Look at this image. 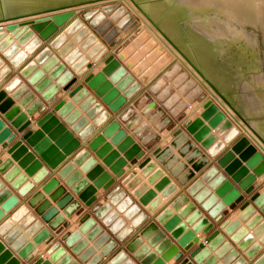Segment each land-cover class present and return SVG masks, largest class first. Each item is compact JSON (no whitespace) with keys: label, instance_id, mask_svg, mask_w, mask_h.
Instances as JSON below:
<instances>
[{"label":"water","instance_id":"95a60500","mask_svg":"<svg viewBox=\"0 0 264 264\" xmlns=\"http://www.w3.org/2000/svg\"><path fill=\"white\" fill-rule=\"evenodd\" d=\"M105 0H93L81 2L72 5H60L51 8H44L34 12L16 15L0 19V23L13 22L23 18H29L44 14H50L58 11L68 10L82 5H89ZM109 4L102 5L98 8H89L80 13V19L76 18L64 29V33L56 34L58 29L67 23L74 15V12H64L55 14L50 17L37 19L35 21L22 22L20 24H9L6 31L0 32V54L10 62L14 67H18L25 59L26 52L30 54L41 46V40L47 41L56 34L54 40L50 43V47L64 59V62L71 69L82 77L87 69L91 67L88 59H92L94 63L99 61L107 50L104 45L99 42L95 36H99L102 41L113 47L120 41V31L127 34L134 25L133 17L119 3L113 1ZM85 22L87 26H84ZM87 27L93 31L91 33ZM10 34L8 36L7 34ZM35 33L39 38H34ZM67 36H71L72 41L78 44V49H74L73 45L67 43ZM16 40V44L13 43ZM20 45H25L24 52L19 51ZM81 52L85 53V57L81 56ZM104 68L100 74L95 76L88 75L84 78V84L94 94L101 99L102 103L108 107L112 113H117L125 104L126 97H131L139 89V84L134 81L126 69L113 57L108 56L104 61ZM40 69L37 70V67ZM47 73V78L44 77ZM10 74V70L4 65L0 59V82ZM20 76L26 79V82L33 87L34 91L41 95V98L52 104L58 96L57 89L61 88L67 91L76 79L72 73L65 69L59 63L58 59L52 56L48 48H43L38 54L28 62L21 70ZM105 77L108 80L105 81ZM53 80L54 85H51ZM115 85L114 88L112 86ZM174 90L177 92L175 93ZM124 92L119 96V92ZM148 91L155 96L156 100L162 104V107L169 112L173 118H178L189 108L196 100H198L204 91L194 82L192 78L177 63L172 64L161 78L153 82ZM6 93H11V98L6 97ZM67 97L72 103H81L79 109L86 113V117L95 119L94 124L100 125L109 118L107 112L102 111V107L95 103L94 98L90 97L82 84L75 86L67 93ZM183 97V100H181ZM18 105H13L11 99H20ZM72 103L58 102L53 110L63 119L64 123L71 127V130L82 140H85L91 133L92 127L87 125L85 118H82L78 111H75ZM137 107H143L142 114L147 116L148 122H158L155 129L159 132L165 128H169L171 121L164 116V111L157 108L154 101H150L149 97L144 94L136 102ZM26 110L21 113L20 108ZM203 112L192 121H185L182 127L186 134L199 144V147L206 151L209 157L215 158L220 151L224 149V144H231L228 151L216 158V165L223 170L219 173L216 167H209L205 170L190 186L186 188V193L193 201L204 211L208 217L215 223H219L223 219L224 205H238L244 195L251 194L255 188L256 177L264 174V155L252 145L249 140L240 136L239 130L228 120L225 114L219 110L210 100L203 104ZM36 111L39 114L45 111V107L35 99L34 95L28 92V89L21 85L18 78H12L0 91V145H11L7 153L10 158L0 161V175L3 180L10 183V187L17 191V195L21 198L25 197L29 191L33 189V185L25 183V178L19 175L16 168H13L12 161H18V167H27L26 174L33 175L32 182L39 184L47 175L46 169L42 168L41 163L35 160L36 154L50 169H55L65 156L70 155L79 147V142L73 139L72 135L66 131L62 124L52 115L46 113L37 121L39 130H27L30 126L28 116H32ZM134 111L127 108L120 114V120L126 124V127L133 131V135L140 139L143 146H151L152 142H157L159 138L154 132L148 131V125L141 123L138 116H133ZM213 130V133H211ZM46 135V136H45ZM173 141L163 150L156 149L152 153L156 160L162 164L173 177L178 176L183 170V164L176 165L177 155L188 153L187 160L199 159L196 165L201 168L208 163V160L201 157L198 149L194 148L191 141L180 130L173 133ZM217 137H221L218 142ZM239 137V138H238ZM110 138L108 144L104 139ZM238 138V139H237ZM237 139V140H235ZM32 149L28 152L25 144ZM54 141L52 145L51 142ZM116 146L113 151L111 146ZM181 147L171 156L172 150ZM88 149L95 153L98 159L109 168L111 174L116 178H120L124 174V167L131 169L134 161L143 156L140 147L126 136L124 130L120 129L117 122H111L103 130L101 136H96L88 143ZM60 151V152H58ZM119 153H124L119 158ZM234 155H238L235 160ZM135 159V160H134ZM244 163V166H241ZM78 166L79 172H75ZM199 168L197 171H199ZM141 169L140 175L146 176L152 173L147 179V183L154 185L155 181L159 182L153 187V190H147L146 186L139 184L140 179L132 175H128L121 180V184L126 190L132 191L131 195L138 198V203L146 207V211L153 213L160 205L159 200H154L155 192L163 189V196L167 197L176 191V188L170 184L167 177H163L161 170L146 158L139 165ZM251 171V174H249ZM87 174L86 179L92 181V185L88 186L86 180H83L81 174ZM230 177L236 187L241 190L240 194L231 182L226 180V176ZM58 176L64 180L65 185L71 189L78 199L90 208L91 214H86L80 220V225L76 232L69 234L62 239L64 246L71 249L72 253L79 256L82 263L98 264L100 260L96 258L90 259L92 250L87 249V240H96L94 246L104 247L103 253H108L115 249L116 243L110 240L109 233L114 240L120 244L125 243L132 229H139L148 220V216L140 211V208L133 204L131 198L127 197L120 186H111L114 184L107 173L96 165L95 161L89 158L86 151L80 150L75 156L66 163L59 171ZM188 173L180 176L178 181L184 185L188 180ZM203 183H207L208 187L204 188ZM102 189L106 192V202L101 205H93L96 201L95 193ZM213 190L214 195L210 191ZM43 193L50 194L49 199L56 202V208L64 210L65 216H70L78 209V204L72 201L70 193H66L65 188L58 187L56 180H49L42 187ZM217 198H221V204H218ZM28 205L35 209L37 215L41 216V220L48 225V228L55 231L59 226L67 227L68 223L57 214L56 209L51 208L49 202L43 201L42 195L37 193L28 199ZM19 199L12 196L8 189L4 188V184L0 182V264H21L12 254L21 260H26L29 255L36 256V251L32 244L27 242L28 237H34L33 243L39 245L43 241L48 243L51 240L49 232L43 229L40 222L36 221L32 215L27 212L23 206H18ZM93 205V206H92ZM175 207L184 206L181 215L187 214L188 218L185 224L196 223L192 232L208 233L213 224L208 221L194 205L187 201L186 197L180 196L174 203ZM241 213L236 220L223 221L220 224V230L230 237V241L237 245V248L246 252L245 256L249 259L253 258L260 250L259 246H250L252 238L246 237V228L257 229L253 232V236L264 235V192L262 194H252L248 202H244L240 207ZM256 211H259L258 213ZM5 217V215H7ZM179 215L173 216L169 209H164L154 217V222H149L140 231L138 237L126 242L125 250L129 252L138 264H164L171 258L178 261L182 258L183 253L179 248L172 244L165 237V234L158 230L156 223L162 226V229L169 236L176 240V244L187 252L194 243L198 242L190 232H187L186 226L180 224ZM245 229L240 228V223H246ZM128 222V226H126ZM17 223V227H14ZM103 228L107 232H103ZM25 233L22 236L21 230ZM86 240L81 239L82 234H86ZM146 239L144 245L142 240ZM207 248H196L190 253V259L195 264H213L212 258H209V250L219 247L217 256H225L224 262H234L235 264H244L238 258L235 251L231 250L228 243L224 242L223 237L218 231L212 232L206 239ZM264 244V236L260 240ZM9 246V249L6 248ZM154 247L150 252L149 248ZM49 261L62 259L60 264H71L70 256H65L63 248H59V244H53L48 252ZM160 255V259H157ZM90 259V260H89ZM188 259L181 260L180 264H193ZM34 264H49L41 259L36 260ZM109 264H133L131 260H127L124 252L117 253ZM254 264H264V254H262Z\"/></svg>","mask_w":264,"mask_h":264},{"label":"crops","instance_id":"0c3cea01","mask_svg":"<svg viewBox=\"0 0 264 264\" xmlns=\"http://www.w3.org/2000/svg\"><path fill=\"white\" fill-rule=\"evenodd\" d=\"M78 15V13H77ZM76 15V16H77ZM75 19V17L73 19H71L68 23H65V25L63 26V28H59L57 31L56 34H60L62 33V31L68 26L69 23H71L73 20ZM85 23V22H84ZM85 25L87 26V24L85 23ZM1 27V26H0ZM90 28V27H88ZM91 32L92 29L90 28ZM54 34L52 37H50L47 41H43L41 40V46L36 49L33 53H29V52H26V59L18 66V67H14L10 64V62H8L7 60H5L3 57H2V54H0V59L4 62V65L10 70V74L5 78L3 79L1 82H0V91H3L4 90V87L6 86V84L12 79V78H18L21 82V85H24L27 89H28V92L32 93L35 97L36 100H38L42 106L45 107V111L41 114H39L38 111H36L32 116H28V120L30 122V126L28 127L27 130L31 129V130H34V131H37L39 130V128L37 127V121L42 117L44 116L46 113H52V115L58 120L59 124H62L66 131L69 132L73 139H76L78 142H79V147L74 150L70 155L68 156H65L64 157V160L62 162L59 163V165L55 168V169H50L41 159H39V157L34 154L32 152V149L27 146L23 141L22 143L25 144L26 148L28 149V152H31L35 155V160H38L41 165H42V168L46 169L47 172H48V175L39 183V184H36L34 182H32V178H33V175H28L26 174V170H27V167H18V161H12V166L13 168H16L19 172V175H22L24 176L25 178V183L24 184H32L33 185V189L31 191H29L27 193V195L23 198L19 197L17 195V191L12 189L10 187V183L6 182L3 180L2 176L0 175V182H2L4 184V188L5 189H8L10 191V193L12 194V196H16L18 199H19V204L13 209L15 210L18 206H23L27 209V212L32 215L34 217V219L38 222H40L43 226V229L47 230L51 236V240L46 243L45 241H43L42 243H40L39 245L33 243V239L34 237H28L26 240L28 243L32 244L34 249L36 251H38V254L36 256H33V255H29V257L26 259V260H21L19 259V257L16 255V253L12 252L13 256L21 263V264H34L36 262V260L38 259H41L43 262H48L49 264H60L62 259H56L54 261H49V258H50V255L47 254L49 248L53 245V244H59V248H63L64 251H65V256H70V260H71V264H85V263H82L79 259V256H76L72 253L71 249L67 248L66 246H64L63 244V241L62 239L66 236H68L69 234L73 233V232H76L79 225H80V220L83 218V216H85L86 214H91L90 213V208H87L79 199L78 197L72 193L71 189H69L65 183H64V180L61 179L59 176H58V171L68 162H70V160L75 156V154L80 151V150H84L88 153L89 155V158L93 159L96 163L97 166H99L100 168H102L103 172L104 173H107L112 179H114V184L111 186V188H113L114 186H120L121 190H123L126 194L127 197L131 198V200L133 201V204H136L139 208H140V211L141 212H144L147 216H148V220L145 224H143L139 229H132V233L129 235L128 239L126 240V242L132 240L134 237H138L139 236V233L141 231V229L146 225L148 224L149 222H154V217L156 215H158L160 212H162L164 209H169L170 212H171V215L173 216H177L179 215V222L180 224L186 226V230L187 232H190L192 234V236L194 238H197L198 239V242L197 243H194L191 247V249L187 252L183 251L182 248H180L177 244H176V240H173L168 233H166L163 229H162V226L159 225L158 223H156L157 227H158V230H161L164 234H165V237L168 238L172 244L176 245L179 250L183 253V256L180 260L178 261H174L173 258H171L168 262H164V264H180L181 260L183 259H188L189 261L192 262V259H190V253L195 250L196 248H207V245H208V242L206 241L207 237L214 231H218L220 233V235L223 237L224 239V242L225 243H228L231 247V250L232 251H235L238 255V258L241 259L244 264H254V262L262 255L264 254V244L260 243V240L262 239V237L264 235H260V236H253V232L257 229V226L253 227V229H248L246 228L245 229V226L246 224L249 222L250 219H248L246 221V223H240V228L242 229H245L246 230V237H250L252 238V241L253 243L250 245V246H254V245H257L259 246L260 250L255 254V256L251 259L247 258L245 256V253L246 252H242L240 251L238 248H237V245L232 243L230 241V237L226 236L222 230H220V224L223 222V221H229L231 222L232 220H236L237 217L240 215L241 213V210H240V207L241 205L244 203V202H248L249 201V198L252 194L256 193V194H262L264 192V174H262L260 177H256V184H255V188L253 190V192L247 196L244 195V193L239 190L236 185L230 181V177L226 176V180L231 182L232 185L238 189V191L240 192V194H243L244 195V199L243 201L238 204V205H230V206H227V205H224L225 209L223 210L222 214H223V219L215 224L209 217L208 215L202 211L199 206L193 201V199L186 193V188L188 186H190V184H192L195 180H198L200 175L205 171L207 170L209 167H216L219 171V173H223V170L221 168H219L217 165H216V158L219 157L221 154H223L224 152L228 151V149L230 148L231 144L227 145V144H224V149L222 151H220V153L218 154L217 157L215 158H211L208 156V154L206 153V151L202 150L200 147H199V144L196 143L191 136H189L188 134H186V132L184 131L183 127H182V124L185 122V121H192L194 120L195 118H197L202 112H203V104L210 100L211 102H213L216 106H218L219 110L222 111L226 118L228 120H230L232 122V124L239 130L240 132V136H244L246 137L249 142L252 144V145H255L257 147V150L264 155V147H263V143H261L260 139L255 135V132L260 136V138L262 137V139L264 140V102L258 98H254V97H250L248 95H246L242 89L238 86V83H235L236 81H233L230 77V75H228L229 73H224L227 77H228V80L225 81V83L223 82V87L227 88L226 90V93L227 95L226 96H229L231 98L230 102L233 104V106L236 108V110L238 111V113L240 114L241 118L247 122L248 126L247 127L240 119L239 117H237L233 112H231L225 105H223L222 103L218 102L217 101V98L216 96L214 95H209V93L203 89L204 91V94L198 99L196 100L191 107H193V105H195V109L191 110L192 112H188L191 107L188 109H186L182 115L178 118H173L169 112L167 110H165L163 107H162V104L160 102H158L155 98L154 95H152L149 91H148V88L149 86L155 82L158 78H161V74H155L151 80H150V83L146 86L142 85L141 82L133 75H132V69L127 65V61L128 59L132 56L131 54V50H132V47L134 45L135 42L138 41L137 40H133L130 44L129 42L135 38V36H122L120 41L115 44L113 47H110L109 45H106L102 39L99 37V36H95L96 39L101 42L104 47L106 48L107 50V53L106 55H104L98 63H94L92 59H88V62H89V65H91L90 68L87 69L86 73L84 74V76L80 77L78 76L77 73H75L71 67L69 65H67L65 62H64V59L61 58L57 52L55 50H53L51 47H50V43L54 40V38L56 37ZM34 38H39V36L35 33V36ZM72 38L71 36H67L66 39H67V43H71L73 45V48L74 49H78V44L74 43L72 41ZM16 40L13 39V43L16 44ZM129 44V45H128ZM124 45H128L125 46ZM124 46V48L122 49V47ZM43 48H48L50 51H51V54L52 56L56 57L59 61L60 64H62L66 70L70 71L72 73V75L74 76V78L76 79V82L67 90V91H64L63 89L61 88H58L57 89V93H56V96H58V98L52 103V104H49L47 102H45L42 98H41V95L38 94L36 91H34L33 87L30 86L27 82H26V79L22 78V76H20V70L28 63V62H31L32 59L38 54V52H40ZM24 49H25V45H20L19 47V51L20 52H24ZM125 49L127 51V53L129 54V58L127 59V61L124 63V60L122 61L120 59V55L122 53V50L125 51ZM81 56L82 57H85V53L84 52H81ZM108 56H113L119 63L121 66H123L127 73L129 75L132 76V78L134 79L135 82H137L139 84V87L140 89L135 93L133 94L131 97H126L125 100V104L119 109V111L117 113H112L108 110V107L106 105H104L101 101L100 98H98L95 94H94V91L90 90L85 84H84V78L88 75H91V76H95L97 74H100L102 69L104 68L105 64H104V61L105 59L108 57ZM135 56V55H134ZM170 64V65H169ZM168 65L165 66V71L172 65V63H169ZM220 67H222V70H226V72H230L226 66L224 65H221ZM40 69V66L37 67V70ZM99 69V70H98ZM164 72V71H163ZM48 74L47 73H44V77L47 78ZM108 80V77H105V81ZM51 85H54V82L53 80H51ZM79 84H82L83 88L86 89V91L88 92L89 96L94 98L95 100V103L96 104H99L101 107H102V111H105L108 113L109 115V118L104 121L103 123H101L100 125H95L94 124V120L95 119H90V118H87L86 117V113L81 111L79 109L81 103H72V100L67 98L66 95L67 93L73 89L75 86L79 85ZM234 86V87H233ZM115 85L112 86V88H114ZM174 92L176 93L177 91L174 90ZM124 92L120 91L119 92V96H121ZM146 94L148 97H149V100L150 101H154L156 103V106L157 108H161L162 111H164V116L165 117H168L171 121V125L169 128H165L163 131L159 132L157 129H155V127L157 126L158 122H154V123H150L148 122V118L151 116V113L148 114L147 116H144L141 112L143 110V107H137L136 105V102L137 100L140 98L141 95H144ZM6 97L8 99L11 98V93H6ZM12 102H13V105H18L19 101L21 100L20 99H11ZM181 100H183V97H181ZM60 101H64L65 103H72L73 105V108L75 111H78L80 116L82 118H85L86 121H87V125L88 126H91L92 127V133L85 139V140H82L78 137L77 134H75L72 130H71V127L68 126L67 124L64 123L63 119H61L57 114L56 112H54L53 108L54 106L60 102ZM127 108H130L134 111V115L133 116H138L140 119H141V123H145L148 125V131H152L155 133V135L159 138V140L157 142H152V145L151 146H143L141 143H140V139L137 138L136 136L133 135V131L129 130L127 127H126V124L123 123L121 120H120V114L126 110ZM142 108V109H141ZM197 109H202L200 112L198 113H195V111ZM20 112L23 113L26 109L25 108H20ZM195 110V111H194ZM196 115H194V114ZM194 117H193V116ZM1 118V116H0ZM111 122H117L120 126V129L124 130V132L126 133V136L131 138L132 141L134 142V144L138 145L140 147V149L143 151V156L140 158V159H137L135 160L134 162V165L132 166L131 169H127V167L125 166L124 167V174L120 177V178H116L113 174H111V172L109 171V168L106 167L103 163H102V160L101 159H98L96 156H95V153L90 151L88 149V143L93 140L96 136H101L102 135V132L103 130L108 126V124H110ZM248 128L250 130H248ZM176 130H180L181 132H183L186 136H187V139L189 141L192 142V144L194 145V148L198 149V151L200 152L201 154V157H204L208 160V163L206 165H204L202 168L198 165H196V163L198 162L199 159H194V160H187L189 154L188 153H184V154H179V156L176 154L180 149L181 147H178L176 148L175 150H172V153H171V156L173 155H177V158H178V161L176 163V165L182 163L183 164V170L181 171V173L176 176V177H173L169 171H167L165 168L162 167V164H160L155 156L152 155V153L154 152V150L156 149H159V150H163L165 149L166 147H168L170 145V143L173 141V133L176 131ZM252 130V131H251ZM166 131V132H165ZM250 132V133H249ZM253 132V134L251 133ZM211 133H213V130H211ZM252 134V135H251ZM46 136V135H45ZM239 138V137H238ZM237 138V139H238ZM221 137H217V140L218 142H221ZM235 139V140H237ZM105 141V144H108L109 141H110V138H105L104 139ZM51 144L53 145L54 144V141L51 142ZM11 145H6L5 143L0 145V161L3 162L7 159L10 158V155L7 153V150L8 148L10 147ZM112 150L115 151L116 150V146L112 145L111 146ZM60 152V151H58ZM124 155V153H119V158H122ZM146 158H149L155 165H156V168L161 170L162 173H163V177H167L169 180H170V184L172 186H174L176 188V191L171 193L170 195H168L167 197H164L163 196V192L165 189H163L162 191L160 192H155V198L154 200H159L160 201V205L158 206V208L153 212V213H149L148 211H146V207L140 205L138 203V198H134L132 195H131V192L132 191H128L125 189V187L121 184V180L123 178H125L126 176L128 175H132L134 177H138L140 179L139 181V184L134 187L133 190H135L136 188H138L140 185H145L147 190H153V187L159 182V180L155 181L154 185L150 184V183H147V179L152 175L153 172L147 174L146 176H142L140 175V172H141V169H139V165L141 164V162H143L144 159ZM234 158L235 160L238 159V155H234ZM241 166H244V163H241ZM79 168L78 166L75 167V172H79ZM199 168H201L199 171H197ZM185 173H188V176L186 177V180H188L184 185H182L179 181H178V178L182 175H184ZM249 174H251V171H249ZM86 176L87 174L85 173H82L81 174V177L83 180H86L88 186H91L92 185V181H88L86 179ZM56 180V182H58V187H63L65 188L66 190V193H70L71 196H72V201L76 202L78 204V209L76 211H74L70 216H65L63 213H64V210L62 209H58L56 208V202L54 201H51L49 199L50 197V194H47V193H43L41 190H42V187L46 184V182H48L49 180ZM203 186L204 188H207L208 187V184L207 183H203ZM214 192L213 190L210 191L211 195H214ZM41 194L42 195V198H43V201H47L49 202L50 204V207L51 208H54L56 209L57 211V214L59 216H61L64 221L66 223H68V226L67 227H63L62 225L59 226L55 231H52L48 228V225L46 223H44L42 220H41V216L37 215L36 212H35V209L30 207L28 205V199L31 198L34 194ZM105 194L106 192L103 191L102 189L100 190H97L96 193H95V197H96V201L94 202L93 205H101V204H104L106 202V198H105ZM180 196H184L186 197L187 201L192 203L195 207L196 210H199L202 214V217H205L206 219H208V221L210 223L213 224V227L212 229L208 232V233H203V230H201L200 232H192L193 230V227L196 225V223H191V224H185L186 223V220L188 218V215L187 214H182L180 212H182L184 206H181V207H175L173 206L175 201L180 197ZM217 202L218 204H221L222 202V199L221 198H217ZM92 205V206H93ZM1 207V206H0ZM237 212V214H236ZM257 213L259 211H256ZM7 215H5V217H7ZM263 221H264V217H262ZM128 222H126V226H128ZM14 227L16 228L17 227V223H14L13 224ZM21 235L23 236L25 231L22 229L21 231ZM103 232H107L105 228H103ZM109 236H110V240L114 241L116 243V247L114 250L108 252V253H103L102 251L104 250V247H96L94 246V243L96 242V240H87V244H88V247L87 249H91L92 250V255L90 257V259H94L96 258L97 260H100L98 264H109V262L113 259V257L119 253V252H124V254H126V257H127V260H131L133 262V264H138V262L132 257V255L127 252L125 250V243H118L114 240V237L112 235H110L109 233H107ZM86 237H87V233L86 234H82L81 235V239L82 240H86ZM0 241H2V239L0 238ZM143 244L145 245L147 243V240L144 239L142 240ZM6 248L9 249V246L6 245ZM150 252H152L154 250V247H150L149 248ZM219 250V247H216V248H212L209 250V258H212L214 263L213 264H235L236 261L234 262H224L225 260V256H217L216 253L218 252ZM89 259V260H90ZM157 259H160V255H157ZM193 263V262H192ZM195 264V263H193Z\"/></svg>","mask_w":264,"mask_h":264},{"label":"bare ground","instance_id":"6f19581e","mask_svg":"<svg viewBox=\"0 0 264 264\" xmlns=\"http://www.w3.org/2000/svg\"><path fill=\"white\" fill-rule=\"evenodd\" d=\"M88 1H93V0H0V19L12 17V16H16V15H21V14H26V13L34 12V11L41 10L44 8H51V7H56V6H60V5L79 4L81 2H88ZM113 1L124 2L126 4L127 9L132 14V16L137 17L141 21H143L145 26L147 28H149L151 30V32L154 34L153 37L157 38V42L159 41L163 45V47L165 49L164 52L166 54L161 56V60H162V58L163 59L165 58V60H167V61L169 60V61L162 63L165 60H162V62H161L158 56H154V59H155V57L158 58V59L156 58V61L154 63H151V64H155V70L154 71H156V73H154V75L157 73L158 74L162 73L161 74V76H162L164 74V72H166L164 69L166 65H168L169 63H172V64L177 63L188 74V76L190 75L192 77L194 82L202 90L203 89L206 90L209 93V95L211 94V95L216 96L218 102L225 105L237 117L242 119L240 114L236 110V108L230 102L231 98L229 96H226L227 95V93H226L227 88L223 87L222 83L223 82L225 83V81L228 80V77L222 72L223 71L222 67H220L221 64L219 63V61H217L218 59L216 60L215 55L212 54V51H210L209 44H206L204 42L206 40L203 41L202 39L197 37V36L201 37V36H207V35L204 33L193 31L192 28L189 27L192 24H190L189 26H185V24L183 25L182 22L188 18L187 17L188 10L187 9H180V8H173L172 6H171L172 8H170L169 6L166 7L165 4L167 3L166 2L167 0H156V1H153V3L151 2V3H147V4L145 2L144 3L137 2V0H105L102 2H97V3H93V4H89V5H82V6H78L75 8L68 9V10L58 11V12H54V13H50V14H44V15H39V16H34V17H29V18H23V19L16 20L13 22L0 23V26H1L0 32L6 31V27L9 24H20L22 22L35 21L37 19L50 17V16H53L55 14H61L64 12H74L75 15L71 19H73L74 17H75V19L76 18L80 19L79 16H76L77 15L76 13H78L80 10L89 9V8H98V7L102 6L103 4L113 2ZM185 2L187 4L190 1L187 0ZM232 2L235 4V6H237L236 13H238V14L245 13L247 19L249 20L250 19L249 13H251V12H249V9H248L249 7L246 5V1L245 0H232L231 3ZM247 2H249V0ZM256 8H257V6H256ZM251 9H252V7L250 8V11H251ZM262 9H263V7H262ZM258 11L259 10L256 11L257 14H258ZM261 14H263V12ZM257 16L259 17V14ZM202 18H204V17H202ZM258 19H260V18H258ZM190 21H186L187 22L186 24H188V22H190ZM196 23H198V22H196ZM201 23H203V22H201ZM205 23H204V25H205ZM82 24L84 26H86L83 22H82ZM63 26H62V28H63ZM145 26H143V27H145ZM88 30L91 32L90 28H88ZM151 32H149V33H151ZM62 33L65 34V30H63ZM91 33H93V32H91ZM119 34H120V35H118L119 38H121L122 36H124V37L126 36L124 34V32H122V31ZM7 35L10 36L9 33ZM149 35L151 36L152 34H149ZM147 38H149V37H147ZM151 38H150V40H151ZM203 39H206V38H203ZM149 49H150V47H149ZM127 51H128V49L127 50L125 49V51L122 50V53L120 55V59L122 58L121 60L122 61L124 60V63L129 58V56H128L129 54L127 53ZM132 61H133V59H132ZM98 62L99 61H97L96 63H98ZM128 62H129V59L127 61V65L132 69V66H130V64ZM136 66H137V64H136ZM152 66H154V65H152ZM139 67H141V66L139 65ZM135 72L136 71H133V69H132L133 77L135 76L141 82V84L144 86L148 85L150 83L151 78L154 76L152 74L149 75L150 71L146 67H145V69H142L141 71L139 70L140 74H138V75ZM151 73H153V71ZM66 97H67V95H66ZM191 106H192V104L190 105V107ZM195 108H197V107H195V105H193V107H191V109L188 112L189 113L192 112L191 110H193ZM201 110L202 109H197L196 111L195 110L194 111H195V113H198ZM241 121L247 127L250 128V126H248L247 122H245L243 119ZM249 128H248V130L251 129V128L250 129ZM251 133L253 134V132H251ZM255 135L260 139V141H261V143H263V147H264V140L262 139V137L260 138V136L256 132H255ZM236 214H237V212H236Z\"/></svg>","mask_w":264,"mask_h":264},{"label":"rangeland","instance_id":"374dc122","mask_svg":"<svg viewBox=\"0 0 264 264\" xmlns=\"http://www.w3.org/2000/svg\"><path fill=\"white\" fill-rule=\"evenodd\" d=\"M153 1L156 0H137V2H145L146 4L153 3ZM185 1L187 0H167L165 6H169L170 8L187 9L188 18L184 20L185 22H182L183 25L185 24V26H189L192 24L193 26L190 25L189 27H191L193 31L206 34L207 36L197 37L203 41L206 40L204 42L209 44V49L212 51V54L215 55L216 60L218 59L217 61H219L221 65L230 69V72H226V70H223L222 72L229 73L228 75L231 76L230 78L233 81H236L235 83H238V86L246 95L258 98L264 102V0H249V2H247L248 0H245L246 5L249 7V12H251L249 13V20L245 13H236L237 6H235L233 2L231 3L232 0H189L190 2L187 4ZM117 3L123 6L132 16L124 2L118 1ZM251 7L252 9L250 11ZM83 10L86 9L80 10L77 16L80 17V13ZM257 10H259V17L257 16ZM260 12H263V14ZM132 17L135 23L125 35L135 36L129 44L133 40L138 39V41L135 42L132 47V56L129 58L128 63L132 66L133 71H136L135 73H137V75L140 74L139 70L141 71L142 69H145V67L149 69V75H154V73H156V71H154L155 64L151 63L156 61L157 57L154 59V56H158L161 62L162 60H165V58H162L161 60V56L166 54L164 52L165 49L159 41L157 42V38L155 37V39L153 37L154 34L145 26L143 21L137 17ZM186 21L190 22L186 24ZM148 33L152 35L150 36ZM202 37L206 39H203ZM128 45L124 46L126 47ZM166 61L167 60L162 63ZM138 64L142 68L139 67ZM151 70L153 73H151ZM189 77L192 78L190 75Z\"/></svg>","mask_w":264,"mask_h":264}]
</instances>
